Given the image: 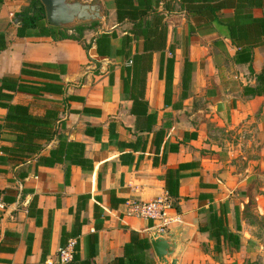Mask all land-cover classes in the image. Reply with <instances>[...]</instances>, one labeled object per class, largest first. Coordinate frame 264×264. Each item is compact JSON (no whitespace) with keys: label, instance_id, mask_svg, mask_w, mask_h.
<instances>
[{"label":"crops","instance_id":"1","mask_svg":"<svg viewBox=\"0 0 264 264\" xmlns=\"http://www.w3.org/2000/svg\"><path fill=\"white\" fill-rule=\"evenodd\" d=\"M29 1L0 0V33L9 30L0 78L21 83L11 103L37 116L54 108L61 122L58 137L37 142L44 146L39 153L18 156L24 159L18 164L0 162L6 203L0 210V264H59L57 250L68 239L78 243L81 261L94 233L91 264H112L130 230L148 238L152 222L137 209L157 196L168 198L179 218L167 229L177 264H231L220 253L234 248L223 244L215 252L214 238L199 227L208 226L210 211L218 213L221 206L227 229L239 235L244 202L226 203L224 159L264 163V95L244 93L256 79L249 63L234 59L250 51L255 72L262 68L264 25L252 19L264 16V0H96L104 11L97 25L75 21L58 27L78 39H53L38 29L17 35L15 14ZM78 25L84 26L81 33ZM25 64L39 65L29 68L38 73L22 74ZM44 83L61 93L39 91ZM6 112L0 106V125ZM15 135L0 127L4 160L1 147L12 146ZM59 139L84 144V166L67 159L37 161ZM180 163L186 166L178 194L169 196L163 177ZM233 178L245 184L251 174L237 171ZM111 193L123 202L111 205ZM259 196L264 199V191ZM151 251L153 264H159ZM225 256L233 260L236 254Z\"/></svg>","mask_w":264,"mask_h":264},{"label":"trees","instance_id":"2","mask_svg":"<svg viewBox=\"0 0 264 264\" xmlns=\"http://www.w3.org/2000/svg\"><path fill=\"white\" fill-rule=\"evenodd\" d=\"M17 24V35L30 36L31 29H38V35H48L53 39H78V36L68 33L67 28L53 27L47 24L45 17V9L40 0H30L29 4L24 7L20 12L15 14ZM120 19V18H119ZM257 26L264 25V16L255 17L252 19ZM98 24V21L91 22V26ZM10 27V26H9ZM78 33H81L84 28L83 25L74 27ZM9 30L0 33V51L8 46L7 34ZM106 35L102 34L96 39L98 49V39H105ZM239 39L247 37H237ZM106 43V41H105ZM236 62L249 63L248 68L252 75L255 76L256 84L254 86H247L244 88V93L248 95H264V64L258 73L252 67V53L250 51H241L234 56ZM36 64H25L21 68L22 74L38 73L31 71L29 68L38 67ZM167 90L170 87L171 75L166 77ZM0 106L6 108L7 112L4 121L0 127H4L11 132L15 133L14 144L12 146H3L1 151L6 153L5 158L1 155L0 162L7 160L18 164L23 162L24 159H17L18 156H31L43 150L44 146L38 141L50 142L59 135L57 134L56 126L61 122L56 115L54 108H48L42 116L33 115L29 112V108L25 105L11 103L12 93L14 91L22 90L21 83L18 78L2 77L0 78ZM184 88V83L182 85ZM43 92H56L58 91L54 84L44 83L37 88ZM61 93V91H58ZM72 98V97H69ZM74 98V97H73ZM134 102V101H133ZM88 132V131H87ZM129 143H133L130 141ZM157 149V148H156ZM84 144L75 141L58 140L57 147L50 150L48 155H39L37 161L41 164L50 165L55 161L67 159L73 164L81 166L85 161L83 155ZM185 163H180L177 168H169L165 171L164 182L165 190L169 196H177L179 179L182 177L180 171L185 168ZM199 184H204L200 182ZM111 205L113 203L123 202L122 199L116 198L111 193ZM210 208V207H209ZM209 225L200 226L201 231H209L211 237L214 238L213 249L215 252H221L223 244L237 248L241 244V239L236 232L227 229V216L226 211L220 206L219 212L210 211L208 217ZM96 225V224H95ZM99 226L97 225V228ZM240 226L236 225L239 230ZM48 237V234H43V240ZM90 249L85 259L78 261V243L75 244V252L72 262L77 264H91V258L94 256V245L97 242V234H90L88 236ZM154 258L151 251V246L147 237H141L138 232L130 230L128 240L123 247V254L112 260V264H153Z\"/></svg>","mask_w":264,"mask_h":264},{"label":"rangeland","instance_id":"3","mask_svg":"<svg viewBox=\"0 0 264 264\" xmlns=\"http://www.w3.org/2000/svg\"><path fill=\"white\" fill-rule=\"evenodd\" d=\"M254 160L255 162L247 165L243 163L245 162L243 159H231L232 162L224 159L226 162L221 168L222 172L227 173L221 186H224V192L230 193L226 203L233 206L244 202L241 214L238 213L244 221L239 229V235L243 240L236 249L225 251V255L236 254L233 260L220 253V258H227L225 263L264 264V199L259 196L264 191V163L260 159ZM237 171L250 173L251 178L245 180L247 183L239 184L238 179L233 178V174Z\"/></svg>","mask_w":264,"mask_h":264},{"label":"water","instance_id":"4","mask_svg":"<svg viewBox=\"0 0 264 264\" xmlns=\"http://www.w3.org/2000/svg\"><path fill=\"white\" fill-rule=\"evenodd\" d=\"M40 1L45 9L46 21L51 26L70 27L75 21H96L104 17L103 8L96 0L92 3H82L80 0ZM148 240L159 264H177V259L173 257L176 243L171 230L152 228Z\"/></svg>","mask_w":264,"mask_h":264},{"label":"built area","instance_id":"5","mask_svg":"<svg viewBox=\"0 0 264 264\" xmlns=\"http://www.w3.org/2000/svg\"><path fill=\"white\" fill-rule=\"evenodd\" d=\"M6 203L0 192V210L4 209ZM139 216L152 222V228L159 231L167 230L171 223L179 218L173 209V205L165 196H157L150 201L142 202L138 207ZM76 241L68 239L66 243L57 250L58 263L70 264L75 252Z\"/></svg>","mask_w":264,"mask_h":264}]
</instances>
